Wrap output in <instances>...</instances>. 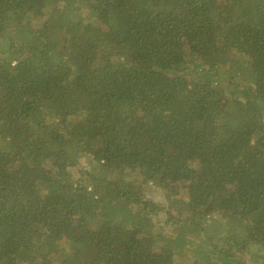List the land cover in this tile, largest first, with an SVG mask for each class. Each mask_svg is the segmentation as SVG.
Returning a JSON list of instances; mask_svg holds the SVG:
<instances>
[{
    "label": "trees",
    "instance_id": "trees-1",
    "mask_svg": "<svg viewBox=\"0 0 264 264\" xmlns=\"http://www.w3.org/2000/svg\"><path fill=\"white\" fill-rule=\"evenodd\" d=\"M0 264H264V0H0Z\"/></svg>",
    "mask_w": 264,
    "mask_h": 264
},
{
    "label": "rangeland",
    "instance_id": "rangeland-1",
    "mask_svg": "<svg viewBox=\"0 0 264 264\" xmlns=\"http://www.w3.org/2000/svg\"><path fill=\"white\" fill-rule=\"evenodd\" d=\"M80 75H81V72L79 69H70L67 72V78L64 84H62L63 89L64 90L67 89L69 87L68 85H73V86L77 85L81 78ZM215 98H216V103L212 110V113H216L221 110H224L226 106L228 105L227 97H225L224 95L217 94ZM99 177L108 179V172L103 170L102 173L99 174Z\"/></svg>",
    "mask_w": 264,
    "mask_h": 264
}]
</instances>
